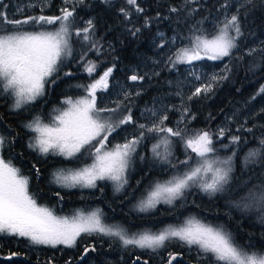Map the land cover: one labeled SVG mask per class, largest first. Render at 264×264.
Here are the masks:
<instances>
[{"label":"snow or ice","instance_id":"snow-or-ice-1","mask_svg":"<svg viewBox=\"0 0 264 264\" xmlns=\"http://www.w3.org/2000/svg\"><path fill=\"white\" fill-rule=\"evenodd\" d=\"M101 2L111 5L112 0ZM198 2L199 0H182L184 8L172 6L169 11L191 13L195 11L193 6ZM83 3L84 0H62L63 6L59 9V15L44 14L46 7L51 6V0H31L30 7L38 8V15L10 18L6 12L0 11V95L12 98L11 111L30 110L29 106L45 97L49 89L57 86L63 61L72 54L73 35L86 42L91 40L95 30L92 20H88L87 26L75 32L72 28L76 5ZM67 5H72L71 9ZM125 5L126 7L120 8V13L125 18H130L132 11L144 12L138 0H125ZM0 6L6 7L3 0H0ZM255 7V0H237L235 4L231 0H224L220 5L223 9V19L217 22L213 31L205 34L207 30L202 32L199 28L190 29L192 34L188 43L169 51L166 56L168 64L171 68H176L180 65H193L196 61H223L225 58L234 57L239 46L238 41L243 35L241 12H251ZM26 25L34 26L35 30H27L24 27ZM52 25L57 27H46ZM145 26H149L148 20H145ZM140 31L141 29L137 28L133 34ZM169 43L175 45L177 41L173 39ZM164 46L163 42L159 44L161 49ZM257 51L264 54V48H252L248 50L247 55L253 56ZM255 67L253 63L250 70ZM85 70L92 75L95 65L89 62ZM231 71L226 64L222 73H214L204 78L196 72H190L193 79L200 83L193 87L187 100L207 98L221 81L229 78L228 73ZM112 72L113 68L109 67L98 80L80 86L86 93L81 98L63 99L62 103L66 107L57 109L51 122L45 123L39 116H35L24 125L34 133L27 145L31 151L45 159L61 157L81 165L77 168L58 169L52 173L50 183L56 185L57 189L70 191L75 188L96 189L98 181H110L115 186L114 190L119 193L129 183L127 173L133 157L137 154V147L151 135L157 138L151 149L153 159L177 168V171L167 180L158 181L152 186L147 197L139 201L138 211L154 210L161 202L173 205L194 188L209 196L228 190L227 186L234 171L235 153L225 159L215 157L212 133L201 131L189 134L186 128H180L179 124L183 123L189 114L187 107L181 108L183 115L174 128L165 123L169 120L166 113L170 109H165L164 113L148 110L149 116L146 118L150 119L151 123L137 125L130 111L121 112L122 104L119 101L112 108L97 106V91L108 90ZM63 75L70 77L73 73L63 72ZM144 79V76L137 74L129 77L134 83ZM140 94L137 91L136 95ZM177 94L182 95L179 92ZM256 95H264V85L258 89ZM129 96L130 93L126 92L125 100ZM129 124L137 125L139 133L133 138H126L123 143H115L109 147V137L122 126ZM9 134L0 133V237L24 239L32 246L53 249L60 246L67 249L76 248L82 236L108 237L118 241L123 248L150 253H159L168 243L177 242L189 250L194 249L199 259L207 264H264V254L250 252L222 226H214L195 217L186 219L182 224L165 226L156 232L129 233L122 226L105 223L99 210L87 214L77 212L71 217L57 215L52 208L37 202L35 195L29 191L30 178L23 175L10 159H5V149L15 142L8 139ZM215 135L222 138L225 130L221 128ZM172 138H178L184 144V160L174 162L170 159ZM239 142L240 137L232 136V144ZM192 153L195 154V159ZM262 163L264 136L259 139L257 147L248 152L244 166ZM179 165H184V169H179ZM33 168L39 177L40 168L35 164ZM245 187V193L239 199L233 200L232 206L244 213L257 212L259 222L264 224V179H260L251 187ZM52 195L59 201L64 200V195L59 190H52ZM95 251V247L86 246L80 259L83 260L89 252ZM18 255L19 253H11L4 259L12 260ZM179 258V253L168 252L165 264H177ZM141 259V256H136L133 264H140ZM47 264L55 262L49 260ZM66 264H71V261ZM143 264H149L148 260H143Z\"/></svg>","mask_w":264,"mask_h":264},{"label":"trees","instance_id":"trees-1","mask_svg":"<svg viewBox=\"0 0 264 264\" xmlns=\"http://www.w3.org/2000/svg\"><path fill=\"white\" fill-rule=\"evenodd\" d=\"M17 2L30 5L31 0H3V5L6 7L0 6V11L6 12L10 18L40 14L38 8L17 11L15 7ZM223 2L224 0H199L193 6L195 11L191 13L188 11L171 13L169 8L172 6L184 8L182 0H138L144 12L132 11L130 18H125L120 13V8L126 7L125 0H112L111 5L102 3L101 0H84L83 4L76 5L73 32L87 26L88 20L93 21L95 30L88 42L73 35L72 54L63 61L57 86L49 89L45 97L29 106L30 110L22 112L11 111L12 98L0 95V133H10L8 139L15 141L5 149L4 157L6 160L10 159L23 175L30 178L29 191L35 195L39 204L52 208L57 215H69L76 210L97 209L101 212L105 223L122 226L129 233H138L139 230L156 232L164 226L178 224L185 218L195 217L214 226H222L250 252L264 254V224L259 222V214L255 211L241 212L231 203L245 193L246 185L251 187L260 179H264V163L244 166L248 152L256 148L259 139L264 136V126H262L264 95H256L258 89L264 85V58H262L264 54L257 51L253 56L247 55L249 49L264 48L262 0H255L256 7L251 12L244 13L243 10L241 12L243 35L238 41L239 46L235 50L234 57L224 60V66L227 64L232 69L228 73L229 78L221 81L207 98L190 101L189 110L191 116L195 118L182 128H186L189 134L201 131L212 133L213 147L216 149L215 157L225 159L235 153L232 180L225 192L209 196L194 188L173 205L160 204L146 214L136 213L135 202L146 189L150 188V184L164 180L177 168L157 162L139 168V163H134L137 168H134L129 175L128 185L119 193L113 190V193L109 192V185L103 183H99L96 189L75 188L69 191L57 189L56 185L50 183L52 173L61 168H77L81 165L61 157L45 159L27 147L34 133L24 125L35 116L46 121L63 99L80 97L84 93V88L80 86L94 82L109 67L113 68L109 77L112 81L128 82L129 77L136 70H141L139 65L143 58H149L159 50L155 45L157 32L174 36L183 44H187L192 34L189 30L199 28L202 31L210 22L217 20ZM62 6V0H51V6L46 7L44 14L59 15ZM145 20L149 21L147 27ZM24 27L27 30H35L32 25ZM46 27L55 28L56 25ZM137 28L141 31L134 35ZM89 62L95 65L92 75L85 70ZM253 63L256 67L250 70ZM210 65L212 66V63H202L201 66L208 69ZM63 72H72L73 75L66 77ZM164 76L165 73H162L155 78V81L161 80ZM156 92L154 87H149L144 95L129 98L122 103L121 112L127 110L133 116L137 115L140 106L146 105L151 94ZM251 109L256 113L251 115ZM222 123L225 124L223 128L225 135L219 138L215 134L221 129ZM126 126H122L117 132L115 142H120L131 132L135 136L140 131V129L134 131L130 126V129L127 128L125 131ZM232 136L240 137V142L232 144ZM154 138L149 135V138L143 140L142 148L146 149L148 142ZM172 139L171 160L174 162L184 160L186 152L184 144L178 138ZM192 156L195 157L193 153ZM34 164L40 168L39 177L35 174ZM178 167L182 170L184 165ZM137 187L140 190H137ZM52 190L61 191L64 200H57L52 195ZM86 246L95 247L96 251L94 254L88 253L83 260H80ZM168 252L181 255V261L177 264H185V262L207 264L206 261L202 262L199 259L194 249L189 250L177 242L168 243L159 253H150L123 248L118 241L108 237L82 236L78 240L77 247L72 249L63 246L56 249L32 246L24 239L0 237V264H47L49 260H53L55 264H66L67 261H71V264H130L138 255L143 260H148L149 264H165ZM11 253H19V255L12 260L4 259Z\"/></svg>","mask_w":264,"mask_h":264},{"label":"rangeland","instance_id":"rangeland-1","mask_svg":"<svg viewBox=\"0 0 264 264\" xmlns=\"http://www.w3.org/2000/svg\"><path fill=\"white\" fill-rule=\"evenodd\" d=\"M231 2L233 4H235V3H237V0H231ZM70 6H72V5H69V7ZM15 7H16V10L19 12L22 10L31 8L29 4L28 5L22 4L21 2L20 3L17 2L15 4ZM222 19H223V9H220L219 14L217 16V20L210 22L208 24V26L202 30V32H204V30H207V32L205 34L211 33L213 31L214 26L217 25V22L222 20ZM56 27H57V25H56ZM155 37H156L155 45L157 46V49H159V50H157V53L154 54L153 56H150L149 58L144 57L143 60L140 62V65H139V67H141V70L140 71L136 70L134 73L137 75L144 76L145 79L142 82H135L134 83V82H129V80H128V82L112 81L109 78L108 90L107 91L98 90L96 102H97L98 107L112 108V107L116 106V103L118 101L121 102V104L124 101H126L124 98V94L126 92L130 93L129 98H132V97L142 96L145 93H147V89H149V87L150 88L154 87L157 92L151 94V96L149 97V101L146 105L142 104L140 106V108L137 110V112H138L137 115H135V116L132 115L133 119L137 122V125L139 123H151V120L146 118L149 116L148 110H155L158 113H164L165 109H170L166 113L169 116V120L166 121L165 123L167 124V126L175 128L177 126L178 122L180 121L181 116L183 115L181 108L187 107L189 109L190 101L187 100V96L190 94L193 87L200 83V81H195L193 79L190 72H196L197 74H200L202 76V78L211 76L214 73H216V74L222 73V67L224 66V60L225 59L223 61H208V60L196 61L193 63V65H180L181 68H178V66L176 68H171V65H169L167 60H166V56L169 54V51L174 50L175 48L182 46V45H186V44H183L180 40H178L174 36H167L163 32H157L155 34ZM173 39H175L177 41V43L175 45L169 43V41H171ZM162 42L165 44L163 49H161L159 47V44ZM202 63H212V66L210 65V68L205 69L201 66ZM157 72L159 73V75H153V73H157ZM162 73H165L166 76L162 77L161 80H159V81H155V78L159 77ZM137 91H139L141 94L136 95ZM178 92L181 93L182 95H178L177 94ZM84 95H86L85 91L80 97L74 98V100L79 99ZM62 101L55 108V110L48 116L47 120L44 121L45 123L51 122L53 116L56 114L57 109H62L64 107H66V105H64L62 103ZM250 111L252 112L251 115L256 113L255 110H253V109H251ZM104 115L106 116L108 114H104ZM191 119H192V116H191V112L189 110V114L184 118V122L179 124L180 128H183L186 125V123H188ZM137 125H133V124H129L128 126L125 125L126 126L125 131L127 130V128H129V126L133 127L134 131H135V130L139 129ZM262 126H264V124ZM220 128H225V124L222 123L220 125ZM119 130L120 129H118L116 132H114L112 134V136L109 137V147H111V145L115 144V143H123L126 138L135 137L134 133L131 132V133H129V135L125 136L123 138V140H121L120 142H115L114 139H115L116 134ZM156 142H157V138H154L148 142V144L146 145V147H147L146 149H143L141 144L137 147V154L133 157L132 162H131L130 167H129V170H128V173H127L128 177L131 174V172L134 170V168H137L134 165V163H139V165H140L139 168L141 166H144L145 164H150V163L153 164L154 162L160 163L159 161H156L153 159V155H152V151H151L152 145ZM171 151H172V147H171ZM193 155L195 156L194 153H193ZM140 157H143V159H141ZM170 159H171V157H170ZM194 159H195V157H194ZM88 162L90 163L91 161L89 160ZM176 171L177 170L173 171L172 173H169L167 178H165L164 180L159 181V182H163V181L167 180ZM97 183L98 184L99 183L107 184V185H109L108 186L109 192L113 193L112 190L114 192H116L114 190L115 189L114 184L110 181H102V182L98 181ZM155 183L150 184V188L146 189L144 194L140 198H138L137 201L135 202L134 208H135L136 213L139 212L141 214H146V213L152 211V210H149L147 212H140V211H138V204H139L140 200L145 199L147 197L148 192L151 190L152 186ZM77 189H80V188H77ZM196 189L198 191H200L198 188H196ZM142 190H144V189H142ZM160 204H165V203L161 202V203H158L157 205H160ZM165 205H167V204H165ZM96 210L97 209L89 210V211L76 210L69 215H60V216L71 217L74 214H76L77 212H84L87 214V213H90V212L96 211ZM186 219H188V218H185L184 220H182L178 224H182ZM178 224H174L173 226L178 225ZM161 229H159V230H161ZM143 231H146V230H139V232H143Z\"/></svg>","mask_w":264,"mask_h":264},{"label":"water","instance_id":"water-1","mask_svg":"<svg viewBox=\"0 0 264 264\" xmlns=\"http://www.w3.org/2000/svg\"><path fill=\"white\" fill-rule=\"evenodd\" d=\"M129 82H132V81H130L129 80ZM84 252V251H83ZM89 253H95V252H89ZM83 254V253H82ZM16 257H18V256H16ZM16 257H14V258H16ZM81 260V259H80ZM134 261V260H133ZM133 261L130 263V264H133ZM181 261V255H180V258H179V260H178V262L177 263H179ZM140 264H143V259H141V261H140ZM185 264H193V263H189V262H185Z\"/></svg>","mask_w":264,"mask_h":264},{"label":"flooded vegetation","instance_id":"flooded-vegetation-1","mask_svg":"<svg viewBox=\"0 0 264 264\" xmlns=\"http://www.w3.org/2000/svg\"><path fill=\"white\" fill-rule=\"evenodd\" d=\"M137 190H140V189H138V187H137Z\"/></svg>","mask_w":264,"mask_h":264}]
</instances>
